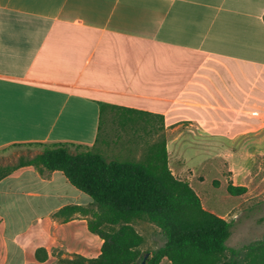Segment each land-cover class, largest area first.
I'll return each instance as SVG.
<instances>
[{
  "label": "crops",
  "instance_id": "crops-1",
  "mask_svg": "<svg viewBox=\"0 0 264 264\" xmlns=\"http://www.w3.org/2000/svg\"><path fill=\"white\" fill-rule=\"evenodd\" d=\"M263 16L264 0H0V152L64 144L132 159L163 135L170 171L171 150L264 155ZM249 163L232 170L246 192L207 208L200 200L206 211L251 220L258 206L242 202L264 193V177H250ZM60 186L74 201H56ZM16 195L46 200L27 206ZM91 204L58 171L2 179L0 264L96 258L102 242L86 218L56 216Z\"/></svg>",
  "mask_w": 264,
  "mask_h": 264
},
{
  "label": "trees",
  "instance_id": "trees-1",
  "mask_svg": "<svg viewBox=\"0 0 264 264\" xmlns=\"http://www.w3.org/2000/svg\"><path fill=\"white\" fill-rule=\"evenodd\" d=\"M27 167L41 176L61 172L94 206H66L56 216L85 217L88 231L102 242L100 254L91 259L67 255L57 264H160L164 259L169 264H264V235L238 249L226 245L233 224L206 211L189 183L173 176L163 135L138 160L110 159L96 149L42 145L36 152H20L1 163L0 181ZM226 191L240 196L246 188L228 184ZM136 222L156 226L163 244L152 252L142 251L144 241L134 228ZM47 258L45 249L35 251L37 263Z\"/></svg>",
  "mask_w": 264,
  "mask_h": 264
},
{
  "label": "rangeland",
  "instance_id": "rangeland-1",
  "mask_svg": "<svg viewBox=\"0 0 264 264\" xmlns=\"http://www.w3.org/2000/svg\"><path fill=\"white\" fill-rule=\"evenodd\" d=\"M40 149L36 146L10 147L0 152V164L13 160L20 152L30 150L33 153ZM143 152L144 149L141 150L140 154L134 153L130 158L138 160L141 158ZM227 153V150L213 149L208 146L197 150H171V173L177 179L191 184L192 189L198 195L205 208L211 207L214 204H224L229 195L226 191L227 185H233V169H240L249 160L250 163L246 165L245 170L249 172V176L254 177L257 175L260 178L264 177V155L256 157L247 155L243 157L236 153L233 157H228ZM106 155L117 157L118 153H113L112 151L106 152ZM115 159L122 160V158ZM236 174V176H240L242 173L237 172ZM22 187L33 188L34 183L31 180H26L22 184ZM58 193L60 195L56 199L57 202L74 199V195L62 186H60ZM13 199L17 200V204L27 206L39 205V201L42 200L22 195L13 196ZM246 199L247 201L242 202V204H251V206H258V208L253 211L251 220H245L244 222L238 220L235 222L232 227L231 237L226 242V245L230 248H241L262 239L264 235V193ZM45 200L43 198L41 203H44ZM91 208L94 209V206L91 205ZM134 228L143 237L144 243L140 248L142 251L152 252L163 244L160 231L153 224L136 222ZM160 264L169 263L163 260Z\"/></svg>",
  "mask_w": 264,
  "mask_h": 264
}]
</instances>
